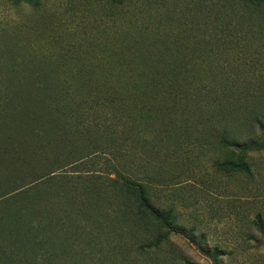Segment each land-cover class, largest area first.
I'll list each match as a JSON object with an SVG mask.
<instances>
[{
  "label": "trees",
  "instance_id": "trees-1",
  "mask_svg": "<svg viewBox=\"0 0 264 264\" xmlns=\"http://www.w3.org/2000/svg\"><path fill=\"white\" fill-rule=\"evenodd\" d=\"M217 3V21L197 40L121 23L76 54L0 48V264H69L75 248L104 241L159 251L171 234L208 252L175 210L154 203L150 158L190 141L220 151L217 170L253 177L249 156L264 150V75L243 68L240 54L257 22L251 9L264 0ZM156 178L154 187L167 184L165 171ZM251 222L264 241V214ZM208 254L214 264L223 255Z\"/></svg>",
  "mask_w": 264,
  "mask_h": 264
},
{
  "label": "rangeland",
  "instance_id": "rangeland-1",
  "mask_svg": "<svg viewBox=\"0 0 264 264\" xmlns=\"http://www.w3.org/2000/svg\"><path fill=\"white\" fill-rule=\"evenodd\" d=\"M217 2L126 0L113 5L109 0H39V5L33 7L0 0V48L10 50L9 55L19 53L34 58L76 54L94 42H104L116 27L121 28V23L154 33L179 31L182 37L197 40V31L204 24L214 25L217 21L212 13ZM251 11L259 24L254 20L250 23L246 36L250 38L242 41L240 58L243 68L264 75V7ZM203 15L208 18L202 21ZM250 29L257 31L253 37L260 38L251 40ZM259 137L257 134L256 139ZM209 149L193 148L186 141L178 152L167 148L165 160L153 162L150 158L154 203L175 210L178 226L192 233L208 252L200 250L185 234H171L159 251L137 245L115 248L104 241L75 248V259L68 263L214 264L208 253L217 248L223 253L219 264H264V241L251 225L257 213L264 214V150L249 156L253 177H247L217 170L212 162L220 151ZM164 171L167 184L154 187L156 174Z\"/></svg>",
  "mask_w": 264,
  "mask_h": 264
}]
</instances>
